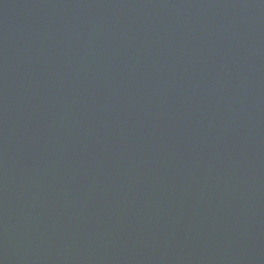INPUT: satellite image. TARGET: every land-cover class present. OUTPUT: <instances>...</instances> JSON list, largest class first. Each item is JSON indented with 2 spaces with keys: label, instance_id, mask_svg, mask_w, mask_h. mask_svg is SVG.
Wrapping results in <instances>:
<instances>
[{
  "label": "water",
  "instance_id": "obj_1",
  "mask_svg": "<svg viewBox=\"0 0 264 264\" xmlns=\"http://www.w3.org/2000/svg\"><path fill=\"white\" fill-rule=\"evenodd\" d=\"M0 264H264V0H0Z\"/></svg>",
  "mask_w": 264,
  "mask_h": 264
}]
</instances>
